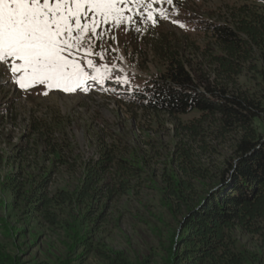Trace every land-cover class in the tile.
<instances>
[{"label":"trees","instance_id":"trees-1","mask_svg":"<svg viewBox=\"0 0 264 264\" xmlns=\"http://www.w3.org/2000/svg\"><path fill=\"white\" fill-rule=\"evenodd\" d=\"M259 2L242 0L224 21L206 23L203 48L165 37L155 42L154 53L166 69L143 90L127 93L126 101L144 114L179 120L178 142L166 162L154 147L144 150L116 134L108 142L100 136L97 157L82 164L74 189L58 188L50 195L49 183L61 159L52 162L41 181L25 178L28 158L41 150L28 141L11 144L8 138L10 152L0 150V210L12 215L0 219V233L20 235L9 218L21 212L65 232L71 254L85 248L96 252L101 264H149L101 246L93 249L90 238L114 203L132 198L133 191L149 183L174 215L163 264L258 261L241 248L237 233L264 230V133L257 126L264 121V6ZM189 56L201 57L204 68L194 66ZM186 116L192 118L181 121ZM5 119L0 113V126ZM30 132L39 134L35 128ZM3 137L0 132V143ZM38 137L46 140L44 134ZM213 141L233 145L220 165L213 157L223 154ZM5 167H17V172L2 173ZM198 185L204 189L198 191ZM71 260L60 264H74ZM0 264L19 263L0 252Z\"/></svg>","mask_w":264,"mask_h":264},{"label":"rangeland","instance_id":"rangeland-1","mask_svg":"<svg viewBox=\"0 0 264 264\" xmlns=\"http://www.w3.org/2000/svg\"><path fill=\"white\" fill-rule=\"evenodd\" d=\"M241 3L242 0H174L172 5H154L165 8L170 14L168 19L157 14L155 25L136 16L131 24L106 26L108 30L94 47L92 59L97 66L107 64L111 67L113 78L126 76L127 86L108 79L103 86L90 81L88 92L65 93L42 85L25 91L12 82L9 67L0 63V113L6 118L5 124L0 126L4 136L0 150L10 152L8 138L11 144L28 141L30 146L41 150L39 155L28 158L30 167L23 169L25 178L33 176L37 182L52 169L53 161L61 159L62 164L58 161L49 183L47 192L50 195L58 188L74 189L82 164L97 157L100 136L108 142L109 136L116 134L133 146L141 145L144 150L154 147V152L166 162L178 142L176 127L179 120L144 114L126 101V94L143 90L164 73L165 63L156 57L153 49L159 38L173 42L187 40L203 48L206 37L201 30L205 24L224 21L228 10ZM259 3L264 6L263 2ZM102 50L105 53L103 59L98 55ZM188 59L198 68L203 66L201 57L189 56ZM191 118L182 117L181 121ZM257 126L264 133V121ZM34 128L39 134H31ZM40 134H44L45 141H39ZM212 146L223 154L219 158L213 157L220 165L230 156L233 145L231 141L226 144L213 141ZM154 166L162 170L161 166ZM6 170L17 172V167H5L2 173ZM151 188V184L144 183L139 191H133L132 198L114 203L106 211V222L94 227L96 231L90 235L93 249L101 246L124 253L132 262L163 264L164 248L168 247L175 228L174 215L162 205L161 198ZM203 189L198 185V191ZM9 215L12 212L0 210V219ZM9 221L21 233L14 237L0 233V252L16 258L19 264H60L69 259L74 264H101L96 252H86L85 248L71 254V242L65 232L49 229L40 217L27 219L20 212ZM86 233L82 231V234ZM237 238L241 248L258 260L254 264H264V230L256 235L237 233Z\"/></svg>","mask_w":264,"mask_h":264},{"label":"snow or ice","instance_id":"snow-or-ice-1","mask_svg":"<svg viewBox=\"0 0 264 264\" xmlns=\"http://www.w3.org/2000/svg\"><path fill=\"white\" fill-rule=\"evenodd\" d=\"M163 3L174 0H0V63L25 91L42 85L65 93L88 92L90 81L103 86L108 79L127 86L126 76L113 78L111 67L97 66L94 47L106 26L131 24L136 16L153 25L157 14L168 19L165 8L154 7ZM98 55L103 59L105 53Z\"/></svg>","mask_w":264,"mask_h":264}]
</instances>
